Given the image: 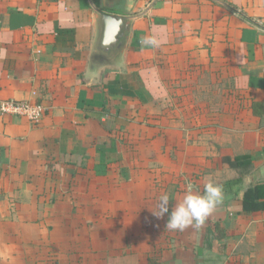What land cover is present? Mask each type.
Returning a JSON list of instances; mask_svg holds the SVG:
<instances>
[{
  "label": "crops",
  "instance_id": "crops-1",
  "mask_svg": "<svg viewBox=\"0 0 264 264\" xmlns=\"http://www.w3.org/2000/svg\"><path fill=\"white\" fill-rule=\"evenodd\" d=\"M5 99L45 112L0 113V264H264V210L226 190H264V0H0ZM185 178L224 199L171 231Z\"/></svg>",
  "mask_w": 264,
  "mask_h": 264
},
{
  "label": "clouds",
  "instance_id": "clouds-1",
  "mask_svg": "<svg viewBox=\"0 0 264 264\" xmlns=\"http://www.w3.org/2000/svg\"><path fill=\"white\" fill-rule=\"evenodd\" d=\"M141 44L158 46V41L155 36H148L141 39ZM185 181L182 200L173 205L172 194L164 192L158 197L157 210L152 211L158 219L167 215L165 228L171 231L182 232L189 227L199 229L224 199L222 186L212 180L204 185L202 193L194 182L187 178Z\"/></svg>",
  "mask_w": 264,
  "mask_h": 264
},
{
  "label": "trees",
  "instance_id": "trees-1",
  "mask_svg": "<svg viewBox=\"0 0 264 264\" xmlns=\"http://www.w3.org/2000/svg\"><path fill=\"white\" fill-rule=\"evenodd\" d=\"M248 156L236 157L232 159L230 156H223V161L231 167H240L250 165ZM242 178L239 176L229 180L226 183V190L232 191L236 195L241 196L243 200V209L246 211L264 210V190L260 185L250 186L245 189L241 188Z\"/></svg>",
  "mask_w": 264,
  "mask_h": 264
},
{
  "label": "built area",
  "instance_id": "built-area-1",
  "mask_svg": "<svg viewBox=\"0 0 264 264\" xmlns=\"http://www.w3.org/2000/svg\"><path fill=\"white\" fill-rule=\"evenodd\" d=\"M45 112L43 104L28 100L5 99L0 101V113L24 116L32 121H38Z\"/></svg>",
  "mask_w": 264,
  "mask_h": 264
},
{
  "label": "water",
  "instance_id": "water-1",
  "mask_svg": "<svg viewBox=\"0 0 264 264\" xmlns=\"http://www.w3.org/2000/svg\"><path fill=\"white\" fill-rule=\"evenodd\" d=\"M101 18L104 25L101 47L108 51L114 46H119V39L123 36L126 26L125 18L105 12H101Z\"/></svg>",
  "mask_w": 264,
  "mask_h": 264
},
{
  "label": "rangeland",
  "instance_id": "rangeland-1",
  "mask_svg": "<svg viewBox=\"0 0 264 264\" xmlns=\"http://www.w3.org/2000/svg\"><path fill=\"white\" fill-rule=\"evenodd\" d=\"M197 177V176H196Z\"/></svg>",
  "mask_w": 264,
  "mask_h": 264
}]
</instances>
